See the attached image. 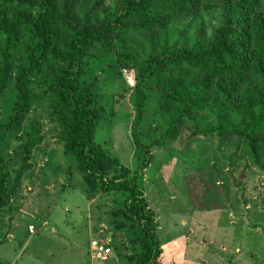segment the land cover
I'll return each instance as SVG.
<instances>
[{
  "label": "trees",
  "instance_id": "16d2710c",
  "mask_svg": "<svg viewBox=\"0 0 264 264\" xmlns=\"http://www.w3.org/2000/svg\"><path fill=\"white\" fill-rule=\"evenodd\" d=\"M203 15H213L217 26L209 36L201 27L199 39L190 43L187 32ZM117 42L125 50L120 66H135L146 56L132 92L139 117L132 137L143 158L152 147L137 125L155 94L165 140L176 143L192 114L220 108L232 123L220 134L241 139L259 161L264 158V0H0V100L11 88L16 96L7 121H1L0 106V133L24 140L14 170L0 153V212L11 206L33 170L34 152L44 142L35 107L48 101L64 153L75 160L88 197L114 196L117 229L134 230L137 255L129 260L163 264L144 169H129L96 142L103 106L85 76L94 51ZM198 132L194 126L192 134L199 138ZM119 245L107 244L112 254L103 263Z\"/></svg>",
  "mask_w": 264,
  "mask_h": 264
},
{
  "label": "rangeland",
  "instance_id": "374dc122",
  "mask_svg": "<svg viewBox=\"0 0 264 264\" xmlns=\"http://www.w3.org/2000/svg\"><path fill=\"white\" fill-rule=\"evenodd\" d=\"M216 26L213 15L200 16L187 39H199L201 27L209 36ZM123 53L117 42L95 50L88 63L85 80L94 84L103 106L96 142L129 169H144L146 198L156 215L165 264H264V158L256 161L241 139L220 134L232 128L220 108L192 114L176 143L165 140L167 129L158 121L155 94L137 125L143 142L152 147V154L143 158L132 137L139 118L132 92L146 56L126 67L117 63ZM15 100L11 88L0 100L1 121H7ZM48 105L45 101L35 107L44 142L34 152L33 170L11 206L0 212V264H134L129 260L137 255L131 242L134 230L117 229L114 196L88 197L75 160L64 153ZM194 126L199 138L192 134ZM23 141L0 133V153L10 170L16 168ZM94 241L120 244L114 251L117 262L95 260Z\"/></svg>",
  "mask_w": 264,
  "mask_h": 264
},
{
  "label": "built area",
  "instance_id": "2783aa9c",
  "mask_svg": "<svg viewBox=\"0 0 264 264\" xmlns=\"http://www.w3.org/2000/svg\"><path fill=\"white\" fill-rule=\"evenodd\" d=\"M33 230V228H31ZM92 247L95 251L94 259L101 262H106L112 254V248L107 247L103 241H94Z\"/></svg>",
  "mask_w": 264,
  "mask_h": 264
},
{
  "label": "crops",
  "instance_id": "0c3cea01",
  "mask_svg": "<svg viewBox=\"0 0 264 264\" xmlns=\"http://www.w3.org/2000/svg\"><path fill=\"white\" fill-rule=\"evenodd\" d=\"M36 232H37V231H36ZM30 234H31V233H30ZM32 235H33V234H32ZM34 235H36V233H34ZM116 258H117V260H118L119 257L116 256V255L114 254V255L112 256L111 260L114 261V262H117ZM162 259H163V260H162L163 264H165V262H164V259H165L164 252H163V255H162ZM111 260H110V261H111ZM112 261H111V262H112Z\"/></svg>",
  "mask_w": 264,
  "mask_h": 264
}]
</instances>
